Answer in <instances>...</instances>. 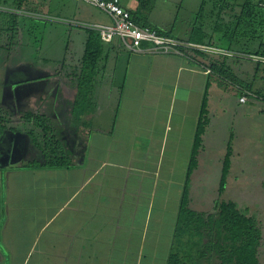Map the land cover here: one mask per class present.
<instances>
[{
  "label": "crops",
  "instance_id": "obj_1",
  "mask_svg": "<svg viewBox=\"0 0 264 264\" xmlns=\"http://www.w3.org/2000/svg\"><path fill=\"white\" fill-rule=\"evenodd\" d=\"M6 1L0 3L4 8L0 14V70L4 76L21 79L11 78L7 88L0 86V109L12 115L18 107H31L30 102L37 100L45 109L39 115L48 116L54 109L53 116L61 118V97L51 101L32 74L45 76L55 71L64 77L60 85L69 89L67 100H74L89 32L96 38L94 26H110L113 19L83 2ZM148 1L122 0L121 5L136 24L155 28L182 46L179 53L165 54L152 51L147 42L134 52L119 38L101 42L92 99L96 104V95L106 93V116L104 112L96 116L97 104L83 119L84 124L75 119H23L29 113L25 110L18 113L17 127L5 120L8 129L0 139V264H166L206 84L210 83L209 122L197 168L190 177V209L192 198H198L196 205L201 203L200 193L193 195L197 193L193 185L204 160L207 131L216 122L212 107L216 97L228 90L218 81L233 86L239 106L264 101V74L259 69L255 72V66L251 79L258 76L262 90L241 103L239 98L253 92V87L213 74L202 65L198 53L202 51L186 47L199 45L193 39H201L203 44L226 43L223 32L232 27L242 0H210L214 14L199 23L194 36L192 29L197 24L187 21L180 26L175 21L177 4L183 0ZM47 22L62 26L68 35L61 57L41 53L42 44L31 48L30 39L24 36L26 29L41 28ZM74 45L82 52H75ZM236 56L237 60L228 61L230 69L242 73L246 55ZM48 137L55 141V148L65 152L70 166L30 167L31 162L42 161L51 147L46 144ZM236 140L232 136V142L225 144L223 156L228 144L233 155ZM221 171L222 165L218 185Z\"/></svg>",
  "mask_w": 264,
  "mask_h": 264
},
{
  "label": "trees",
  "instance_id": "obj_2",
  "mask_svg": "<svg viewBox=\"0 0 264 264\" xmlns=\"http://www.w3.org/2000/svg\"><path fill=\"white\" fill-rule=\"evenodd\" d=\"M153 1L149 0L148 3ZM230 1L235 2L237 0ZM242 1L238 13L233 17L232 27H228L223 32V39L227 41L226 43L217 45L212 41L203 44L205 42L201 39H193V41L199 45L218 47L233 54L243 53L264 57V0ZM6 2V0H0V3L5 4ZM1 12L3 11H0V14ZM198 31L199 27L194 25L192 36L197 35ZM158 32L162 34L160 31ZM89 33L91 35L81 60V73L77 75L78 89L76 96L74 100L66 102L67 110L65 112L62 110L65 119H75L80 124L96 107L91 96L92 81L97 74L101 57L100 43L102 41L99 39L98 33L96 32V38L93 31ZM198 53L202 55L201 60H204L202 65L211 70L213 74H220L223 79L229 80L230 83L238 84L240 82L228 63L229 60H237L236 58L239 56ZM244 59L251 62L250 59ZM253 64L255 72L259 69V73L264 74V63L256 62ZM224 83L226 82L222 79L218 81L220 86L226 87ZM209 86L210 83H207L200 104L198 121L178 206L173 242L166 264H260L257 254L262 235L259 228L257 205L250 208L249 205L240 204L233 200H219L214 204L213 211L209 213H199L189 208L190 177L197 168L202 138L209 122L207 110ZM258 93L260 92L254 90L247 94V97ZM11 116L5 109H0V139L8 129L5 120L10 119ZM23 119H48V116L31 112L25 113ZM49 139L52 138L48 137L46 144L51 143V147L43 156L42 161L31 162L30 167L59 168L70 166L71 162H69L65 152L60 150L58 146L55 148L53 144L55 141ZM57 143L59 144V142ZM230 156L231 148L228 144L218 186L219 195L223 194L225 190L230 169Z\"/></svg>",
  "mask_w": 264,
  "mask_h": 264
},
{
  "label": "rangeland",
  "instance_id": "obj_3",
  "mask_svg": "<svg viewBox=\"0 0 264 264\" xmlns=\"http://www.w3.org/2000/svg\"><path fill=\"white\" fill-rule=\"evenodd\" d=\"M201 3L204 6L202 5L203 8L199 10ZM213 6L210 0H183L179 5L177 4L176 11L178 12V16L175 21L180 26L185 22L187 23V21L199 26L200 22L208 21L210 16L214 14ZM39 23L43 22L39 21ZM26 30L27 35L24 36L28 40L30 39L31 48L39 47L42 44L41 53H46V56L57 55V57H61L63 55L68 35L62 26L47 22L46 26L41 24V28H30ZM41 40L44 41L41 42ZM74 48L75 52H82L76 45H74ZM233 56H236V54H233ZM52 63L54 64V62ZM244 65L245 68L242 73H234V75L241 83H248L249 86H252L253 91L260 92L264 81L262 82L261 79H258V76L254 80L251 79L253 77L251 71L254 64L244 60ZM3 73L4 71L0 70V86L2 87L5 85V88H7V81L11 78L16 81L21 79L19 76H4ZM48 74L44 76L33 73L31 77L37 82V87L40 90H47L48 97L51 101L56 96L61 97L63 107L58 109V112L61 110L65 112L67 110L66 102L68 101L67 99L70 93L68 92L69 89L60 85V80L64 77L61 78V76L55 75V71L53 70L48 71ZM224 85L228 89L225 90L226 93L223 92L225 96L219 98L223 96L221 92L220 96L216 97V104L212 107V119H215L216 122H213L207 131L209 140L205 144L204 160L200 164L201 170L204 169V171L202 172L200 170L198 178L193 185L196 186L194 189H197V193L194 194L193 192V195L199 196L200 193L201 203L196 205L195 202H198V198H192L191 208L209 213L213 211L214 204L219 200H233L240 204L249 205L250 208L257 205L259 228L262 235L257 256L260 264H264V101L254 100L255 102L253 103L239 106L236 103L235 97L237 95L233 86L227 85L226 83ZM105 96L106 93L103 92L96 95V105L98 104L99 106V109L96 111V116H101L103 112L106 116L107 102L106 98H104ZM30 105L31 107L28 108L18 107V111L16 110L15 112L10 111L12 116L8 124L17 127L18 119H20L18 113H22L23 110L29 113L34 111L36 113L41 111L42 113L45 111V109L39 107L37 100L30 102ZM48 108L50 110L52 109V107ZM53 112L54 109L51 110L50 115L48 113V119H65L63 115L61 118H55ZM19 124L22 126L24 122H19ZM232 136L235 138L237 136L235 151L230 156V169L227 175L225 190L223 194L219 195L217 172L220 170L221 165L223 166L225 155L223 156L222 152H224V146L228 141L232 142Z\"/></svg>",
  "mask_w": 264,
  "mask_h": 264
},
{
  "label": "built area",
  "instance_id": "obj_4",
  "mask_svg": "<svg viewBox=\"0 0 264 264\" xmlns=\"http://www.w3.org/2000/svg\"><path fill=\"white\" fill-rule=\"evenodd\" d=\"M74 2H83L92 5L105 13H107L112 19L113 24L95 25L94 29L98 33L99 39L103 43H110L114 38H119L123 46L129 51H139L141 44L147 42L151 45V50L159 53H179V48L182 46L174 38L160 34L157 29L150 26H141L134 22L131 14L121 5L122 0H71ZM4 8L0 7V11ZM186 47H191L196 50L217 54L233 56V53L224 49L209 46V45H194L186 44ZM248 59L254 62L264 63V57L257 55H246ZM209 72L208 70L206 73ZM247 94H244L239 98V102L244 103L247 99Z\"/></svg>",
  "mask_w": 264,
  "mask_h": 264
}]
</instances>
